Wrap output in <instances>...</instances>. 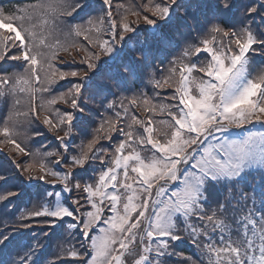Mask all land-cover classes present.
I'll list each match as a JSON object with an SVG mask.
<instances>
[{"label":"snow or ice","instance_id":"6c2138e0","mask_svg":"<svg viewBox=\"0 0 264 264\" xmlns=\"http://www.w3.org/2000/svg\"><path fill=\"white\" fill-rule=\"evenodd\" d=\"M0 146V264H264V0L0 4Z\"/></svg>","mask_w":264,"mask_h":264},{"label":"trees","instance_id":"16d2710c","mask_svg":"<svg viewBox=\"0 0 264 264\" xmlns=\"http://www.w3.org/2000/svg\"><path fill=\"white\" fill-rule=\"evenodd\" d=\"M93 2L96 3V2H98V0H93ZM140 2H141V0H114V3H123L125 5H131V6H136ZM17 3L23 4V3H25V0H0V4L5 5V7H9V6L17 4ZM130 19H135V18L130 17ZM141 27H145V26L141 25ZM61 55L63 56L64 59H69V57L66 54L61 53ZM73 67H76V66L73 65ZM9 71H11V69H9ZM65 90L66 89H61V91H65ZM165 91H171V90L166 89ZM149 92H151L150 88H149ZM57 107H63V106L57 105ZM136 114L138 116L142 115L139 111H137ZM162 118L163 117H158L157 119H162ZM41 127H43V126L41 125ZM82 127H87V126L82 125ZM88 130L91 131L90 128H88ZM45 132H46V129H45ZM20 139L22 141V145L24 147H26L28 150H30L31 152H36L37 150L43 152L46 150H52L56 147V142L54 140V137L51 134H47V137H45V136H41V137L30 136L26 140L23 137H21ZM9 147L10 146H0V166L7 167V165H8V161H7L6 157L9 155ZM11 155L15 156L16 153L12 152ZM18 159L30 161L32 158L26 157V156L21 154L18 157ZM21 180H23V186H21L22 196L19 200H17V204L15 207H18L21 210H24V209L31 210L33 208V206L38 203L39 198H38L37 193H38L39 189H37L35 187L27 186L29 184V182L24 177H16L14 179V183L19 184ZM31 183L37 184L39 182L38 181H32ZM19 214L20 213L17 212L16 216H7V217L0 216V230H3V228L5 227V223H4L5 220L8 221V226H11L12 224H15V223H19V221L17 219ZM33 223H34V229H22L21 228V229H18L17 231L20 233H31L33 230L38 231L41 226L37 225L35 223V221ZM66 229H67V225H65L64 228L53 230V231H55V235L51 239V246L49 249V258L50 259L54 258V254H55L56 249H57L58 238L60 237V235L62 233H64L66 231ZM19 239L22 242H26L29 239V237L28 236H20ZM180 251H182L186 254H190L193 251V249L190 246L181 245Z\"/></svg>","mask_w":264,"mask_h":264}]
</instances>
